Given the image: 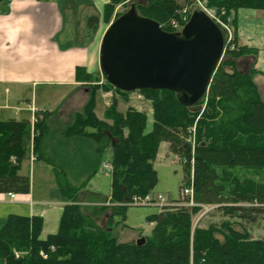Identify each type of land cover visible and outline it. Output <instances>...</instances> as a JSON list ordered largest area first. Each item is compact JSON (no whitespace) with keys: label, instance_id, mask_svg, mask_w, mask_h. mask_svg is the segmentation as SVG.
<instances>
[{"label":"trees","instance_id":"obj_1","mask_svg":"<svg viewBox=\"0 0 264 264\" xmlns=\"http://www.w3.org/2000/svg\"><path fill=\"white\" fill-rule=\"evenodd\" d=\"M126 1L109 0L101 13L104 23L109 24L116 7ZM184 1L187 4L184 7L194 4L193 0ZM206 3L209 8L224 11L223 20L231 18L234 48L225 49L207 94L196 105H183L174 92L167 90L138 91L151 102L153 110L152 129L145 133L146 115L131 108L122 114L116 110L115 100L104 111L105 121L97 119L94 103L99 85L96 84L83 110L74 115L73 124L66 131L67 135H84L95 142L98 154L95 171L101 165L103 152L110 150V201L114 203L110 209L122 221L128 206L121 204L134 195L149 194L157 182L153 162L161 142L169 143L181 159L186 155L183 182L188 186L190 178L193 179L192 197L196 205L162 207L146 218L153 228L143 243H119L109 226H97L76 204L79 191L95 172L75 188L61 172L55 171L61 193L71 202L63 208L57 232L42 240L41 218L9 215L0 227V264H264V239L249 241L245 233L234 230L228 222H223L219 229L199 228L192 223L203 206H215L223 217L235 218L243 225L264 218V183L229 179V175L220 173L232 168L264 169V102L253 80L258 72L254 61L246 72H241L237 65L238 58H254L256 52L238 45L236 18L239 9L264 11V0H206ZM135 8L139 15L169 32L165 24L183 7L174 0H145L136 3ZM121 14L116 12L114 19ZM99 19V14L91 15L88 27L96 30ZM74 73L78 83L94 82L92 73L84 67L76 66ZM100 88L113 89L122 95L131 93L120 91L107 81ZM204 98L206 106L200 113ZM44 114L47 116V112ZM196 118L197 141L194 154L189 156L176 132H184ZM35 122L34 127L39 130L34 137L36 155L44 121L37 120L35 114ZM29 143L30 121H0V193H29V178L18 175L21 163L28 158ZM181 198L188 201L186 196ZM112 222L110 219L109 223ZM214 233H220L223 240L215 238ZM15 252L20 255L16 257Z\"/></svg>","mask_w":264,"mask_h":264},{"label":"crops","instance_id":"obj_2","mask_svg":"<svg viewBox=\"0 0 264 264\" xmlns=\"http://www.w3.org/2000/svg\"><path fill=\"white\" fill-rule=\"evenodd\" d=\"M108 1L61 0V6L57 0L0 1V121H30L33 117L31 107L36 115L47 112V120L58 111V118L61 117L63 122L66 120L63 118L64 113L71 117L69 123H61L62 127L55 122H41L43 135L36 149V156L40 158L33 163L27 158L18 171V175L29 178V193H13V197L8 193H0V226L9 215L38 217L42 219L40 238L44 240L54 235L58 230L64 206L71 203L61 193L55 171L61 172L66 181L75 188L80 186L87 175L95 172L86 187L79 191L76 204L96 225L101 220L107 224L113 216L110 209L111 177L107 195L101 194L94 182L101 167L99 165L95 171L98 159L95 142L84 135L66 133L67 128L73 124V116L83 110L89 98V91L75 80V67H84L88 73L96 71L93 67L97 51L92 46L94 42H91V38L88 42L78 44L72 34L67 35L64 32V10L68 5H85L97 12L93 15H98ZM236 18L238 45L256 52V56L250 58L258 72L253 80L264 102V11L239 9ZM87 28L93 32V29ZM249 57L245 56L238 61V69L246 66L245 60ZM249 68L247 66L245 70H239L246 72ZM43 85L58 86L50 99L54 106L45 111L43 107L46 105L38 103L34 94V88ZM109 93L111 92L104 91L102 95L105 100L102 103L96 95L94 114L99 120L105 121L104 112L99 110L102 109V104H107ZM20 113L26 115H19ZM87 131L91 132V129ZM108 151L103 152L100 164H110L108 154L111 156V153ZM87 158L89 159L86 160ZM25 164L29 169L38 165L42 186L39 195L34 194V181L23 172ZM115 228L113 221L110 225L113 236L118 234ZM131 240L132 238L127 242Z\"/></svg>","mask_w":264,"mask_h":264},{"label":"rangeland","instance_id":"obj_3","mask_svg":"<svg viewBox=\"0 0 264 264\" xmlns=\"http://www.w3.org/2000/svg\"><path fill=\"white\" fill-rule=\"evenodd\" d=\"M174 1H176L182 7H184V5H187L184 0H174ZM57 2H59V6H61L62 4L61 0H57ZM144 2L145 0H127L125 3L116 7L112 16V20L114 19L116 12L119 13L125 12L126 10H128L130 5L136 3H144ZM193 3L194 4H192L191 6H186L185 8L188 9V11L192 12V10L195 11L197 9V5H199L198 3H200L205 7V9L213 10L215 17H217L216 19L220 21L226 29L228 28L227 31L229 32L226 33V30L222 27L223 30H225L223 31L225 35L224 37H226L227 34H229L230 36L229 40H227L226 38L227 45L225 44V49L227 48L228 50H232L234 48V44L232 43L234 29L230 25L231 18L227 16L228 19L223 20L224 11L218 12L214 8L207 7L206 0H193ZM94 13L97 12L89 6L78 5L76 7L75 6L72 7L71 5H68L67 9L65 7L64 10V17L66 20V27L64 29V32L67 35L72 34L75 43L81 44L86 41L88 42L89 38H91L92 43L94 42L92 46L97 51V58L94 61L95 65L93 67L94 70L96 69L97 70L92 72L93 75L92 79L94 82L84 83L82 84V86L85 87L90 92L91 88L94 87V85L98 84L99 89H97L95 92V98L96 95H98L99 102L102 103L103 100H105L103 99V95H102L104 93V90L101 89L100 87H103L106 81L100 75V71H99V46L101 43L102 36L110 23L109 24L104 23V21L101 18V14H100L101 12H98V14H100L98 25L96 27V30H93V32H91L87 28L89 26L88 18ZM168 22L165 24L167 28H168L167 26ZM90 28L93 29L92 27ZM242 58L243 57L238 58L237 61H240V59ZM250 58L251 56L249 57V59L245 60L246 66L244 67L240 66L239 69L245 70L247 66L250 67L252 65V60ZM57 90H58V86L48 87L43 85V86H38L36 89L34 88V94L37 96L38 103H43L46 105L43 107L44 111L54 106V104L50 99L51 96H54V93H56ZM107 91L111 92V96L108 97V99H106V101H108V104L106 105L102 104V109L99 110V112L101 111L104 112L107 109V107H109L110 104L113 102V100H115L116 110L122 114L126 113V111L130 108L145 114L146 115L145 133L150 132L153 124V116H152L153 110H152L151 102L149 100H147L143 95H142L143 99L136 100L135 94L122 95L120 93L115 92L113 89ZM206 101L207 98H204V102L200 106V113L205 109ZM11 112L13 113V111ZM19 115H26V113H22V114L20 113ZM59 116L60 113L58 111L57 113L52 115V118H49L47 120V116L43 112L37 114L36 119L37 120L40 119L41 121L44 122H55V124L59 125L60 127H62L61 123L67 124L71 121L70 120L71 117L66 115L65 113L63 114V118L66 119L65 122H63V119L61 117L58 118ZM197 118L194 121V123L191 126H189L184 132L181 131L176 132V136L178 137V140L185 147L187 151L186 154L189 156L194 154V148L197 141V133H196ZM34 130L37 135V133H39V130H37L35 127ZM108 157H110L109 154ZM181 158L182 157L180 154H178V152H174L170 149L169 143L161 142L159 144L157 156L155 161L153 162V167L156 172L157 182L153 187L152 191L149 193V195H151L153 198H155L158 195L164 197L166 201L169 203V205L164 207L185 206L184 205L185 201H183L182 200L183 198H181L182 194L179 188L183 187L186 184L185 182H183L185 181L184 165L188 163V160L186 155L184 156L183 159ZM192 164L193 161L191 160L189 162L190 167ZM37 166L38 165L36 164L31 169H29V167L25 164L23 168V172H26L31 177V180L34 181L35 195H39L41 193L40 188H42L40 171L37 170ZM221 172L229 175L228 177L229 179L230 178H238L240 180L250 179L256 182L264 183L263 168H232V169L220 170V173ZM110 177H111L110 174L102 170L101 167L94 177L95 186L99 190V192L103 195L108 194ZM227 184H230V181H228ZM134 196L138 197L139 195H134ZM178 200L180 201L177 203H173ZM125 204L127 203L125 202ZM113 205L114 203L111 202L110 206ZM159 210L160 208L152 207V206H128L125 211V218L123 221L121 220V217H119L118 215H113L111 218V220L114 221L115 223V227H116L115 229L118 233L117 236L115 234L114 237L116 238V240L118 239L117 240L118 242L120 241L119 243L121 242L125 243L131 238H132L131 241L136 242L142 238L144 239L146 237H149L153 227L149 226V223H147L146 218L150 215L158 213ZM223 222H228L234 230L239 231L241 233H245L248 236L249 241L264 239V218L262 217H260L254 224L244 223L243 225L235 218L228 219L226 217H223L220 212L215 210V206H203L202 209L192 218L193 226L197 224L199 228H204V229H207L210 226H214L219 229L220 225ZM110 225L112 224H110L109 222L105 224V222L103 223L102 220L99 224H97V226L101 228H107L108 226L110 227ZM120 229L121 231H119ZM214 236L220 241L223 240V236L220 233H214ZM41 253L43 252H40V254ZM14 254L15 255L17 254V257L20 255L17 252H15Z\"/></svg>","mask_w":264,"mask_h":264},{"label":"water","instance_id":"obj_4","mask_svg":"<svg viewBox=\"0 0 264 264\" xmlns=\"http://www.w3.org/2000/svg\"><path fill=\"white\" fill-rule=\"evenodd\" d=\"M223 54V32L201 10L192 13L181 32L169 33L132 4L103 34L99 70L120 91L167 90L183 105L194 106L206 94Z\"/></svg>","mask_w":264,"mask_h":264},{"label":"built area","instance_id":"obj_5","mask_svg":"<svg viewBox=\"0 0 264 264\" xmlns=\"http://www.w3.org/2000/svg\"><path fill=\"white\" fill-rule=\"evenodd\" d=\"M199 5H197V8L201 9L212 21H214L216 24H218L221 28L223 27L226 30V33H228L229 31H227V29L223 26V24L218 21L215 17V14L213 12V10H207L205 9V7L198 3ZM199 6V7H198ZM190 14L191 11H188V9H186L185 7L182 8V10H179L177 12V16L172 18L169 22H168V29L170 32H180L183 27L187 24V22L189 21L190 18ZM222 28V29H223ZM223 30V31H225ZM229 34L226 35L227 40H229ZM135 98L136 100H141L143 99V96L140 93H135ZM30 110L32 112H34V109L31 107ZM31 126H30V143H29V148H28V159L30 161V163H33L34 161H36V155L34 154V137L36 135L35 130H34V124H35V120L32 117L31 118ZM12 161L14 162L15 159L13 158ZM101 168L106 171L107 173H111L112 172V166L109 163H103L101 164ZM182 195L188 197V201L185 202V206L186 207H193L196 204L193 201V179L190 178V181L188 182V186L184 187L182 189ZM10 197H13L12 194H9ZM127 204L123 203L122 205H127V206H152V207H158V208H162L164 206L169 205V203L166 201V199L160 195L156 196L155 198H153L151 195H145V196H133L131 198V201L126 202ZM172 204V203H171ZM153 224H150V226H152ZM53 249V248H52ZM43 258H45V255L43 253L40 254ZM17 257V254H16Z\"/></svg>","mask_w":264,"mask_h":264},{"label":"bare ground","instance_id":"obj_6","mask_svg":"<svg viewBox=\"0 0 264 264\" xmlns=\"http://www.w3.org/2000/svg\"><path fill=\"white\" fill-rule=\"evenodd\" d=\"M9 195V194H8Z\"/></svg>","mask_w":264,"mask_h":264}]
</instances>
